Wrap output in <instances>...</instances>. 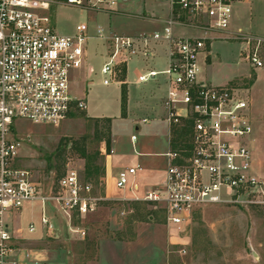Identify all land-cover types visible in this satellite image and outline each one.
Listing matches in <instances>:
<instances>
[{
  "label": "built area",
  "instance_id": "1",
  "mask_svg": "<svg viewBox=\"0 0 264 264\" xmlns=\"http://www.w3.org/2000/svg\"><path fill=\"white\" fill-rule=\"evenodd\" d=\"M128 1L65 0L61 4L114 12ZM163 1L167 16L152 31L124 34L99 26L91 34L87 24H79L72 33L63 34L52 22L53 1L0 0V264H25L17 256L18 236L13 227L25 204L41 205V224L54 235L47 210L63 214L70 223L87 217L98 204L114 200L97 195L94 184L76 168L65 170L44 189L20 165L21 142L16 137L17 121L58 126L75 110L87 109L85 98L72 94V85L76 72L87 67V43L92 38L104 45L105 58L99 69L103 85L124 84L130 60L149 62L164 52L166 67H148L140 71L137 81L165 76L164 120L171 142L174 128L189 126L187 137L164 153L167 168L161 184L141 198L117 201H142L161 208L171 233L178 237L187 232L202 207L237 203L264 208V178L253 173L249 145L253 118L246 93L228 83L212 84L200 75L201 65L211 54L210 43L215 38L211 34L242 40L245 59L254 69L264 66V36L229 30L234 6L246 0ZM141 169L137 165L120 170L116 188L135 191L137 186L130 178ZM126 213L133 209L120 212ZM73 226V232L84 238L86 230ZM36 229L31 222L28 232Z\"/></svg>",
  "mask_w": 264,
  "mask_h": 264
},
{
  "label": "rangeland",
  "instance_id": "2",
  "mask_svg": "<svg viewBox=\"0 0 264 264\" xmlns=\"http://www.w3.org/2000/svg\"><path fill=\"white\" fill-rule=\"evenodd\" d=\"M51 1L49 12L53 25L63 34L72 33L79 24H87L91 34L99 26L124 34L152 31L162 26L168 13L163 0H129L123 9L114 12L61 4L65 0ZM229 30L264 36V0L236 4ZM182 33L197 32L184 30ZM211 35L215 37L210 43L211 54L207 63L201 65L200 75L215 85L229 81V85L246 93L250 104L253 98L260 109L256 114V140L252 150L253 173L264 178V66L254 69L249 65L242 40L226 38L221 33ZM87 52V69L76 72L72 85V94L85 98L87 109L75 110L58 126L28 121L16 123V137L21 142L20 165L32 172L44 189L70 168L78 169L85 178V159L77 146L84 145L89 153H103L101 148L106 150L109 138L110 147L115 148V157L122 161L124 169L140 160L131 143L132 134L137 133L140 141L148 142L151 152L164 149V145L158 148L149 140L164 124L154 123L153 118L151 123L142 124L141 118L145 116L142 113L125 118L121 87L102 84L99 69L105 58L103 42L89 39ZM150 67L163 69L165 61L158 59ZM137 125L140 128L136 132ZM137 149L142 148L138 145ZM154 159L162 161L163 156ZM97 163L102 164V159ZM94 188L97 195H102L104 180L94 182ZM113 201L98 204L94 212L77 224L73 220L67 223L66 217L54 213L53 209L47 210L52 216L54 235L41 224V205L25 204L13 222L18 236L15 243L18 258L25 264H150L153 261L157 264H264V208L237 203L202 207L196 211L187 232L178 237L171 233L161 208L137 201L141 213L121 215L122 210L133 209L136 202ZM147 210H158V214L147 218ZM31 222L37 228L34 233L28 232ZM73 225L86 230L84 238L73 232ZM182 248L185 252H181Z\"/></svg>",
  "mask_w": 264,
  "mask_h": 264
},
{
  "label": "crops",
  "instance_id": "3",
  "mask_svg": "<svg viewBox=\"0 0 264 264\" xmlns=\"http://www.w3.org/2000/svg\"><path fill=\"white\" fill-rule=\"evenodd\" d=\"M158 59H163L166 65V58L164 52H160L159 56L149 62H144L140 59L130 60L127 69L123 75L125 83L118 86L121 87V90L124 86L127 91L126 116H124L125 118H128L129 116L132 117V114L135 113H142L145 115L143 118H141L142 124L151 123V118H153L154 123L164 124V127L159 132L155 133L154 135H151L149 139L154 142L158 148H162L164 145V149L161 151L158 150L151 152L148 150V142L140 141V136L137 133L131 135L130 139L133 147L135 148L134 152L140 158V160L136 163V165L131 164L127 167L137 165H140L142 167L141 170H138L137 173L130 178L131 184L137 186V189L135 191H130L128 190V188L125 190H119L116 188L115 178L117 176V173L120 170L124 169V166L122 161L115 157L114 147H112V153H105V174L101 177V179L104 180L105 184V188L102 192V195L106 196L107 198L114 200H119L122 197L130 199L136 197L141 198L145 195L148 190L159 186L164 179L167 168V158L165 157L164 153H166L173 146V143L171 142V137L169 135V127L164 120V99L167 92L166 79L165 76L161 75L146 82L140 83L137 81V75L140 73V71H144L148 67L154 65L158 61ZM205 79L213 83L212 80L208 77H206ZM228 82L229 81L225 82L224 84ZM251 105L253 131L250 136L249 144L251 146V149L253 150L254 142L256 140V114L260 112V109L255 106L253 98ZM143 119H147V121L144 122ZM139 128V125L135 126L136 132L139 131ZM133 136H136L135 141L132 140ZM138 145H140V148H142L141 151L137 149ZM101 150L102 152L106 151L103 147L101 148ZM159 155L163 156L162 161L154 159V157H158ZM150 264L157 263L153 261L150 262Z\"/></svg>",
  "mask_w": 264,
  "mask_h": 264
},
{
  "label": "trees",
  "instance_id": "4",
  "mask_svg": "<svg viewBox=\"0 0 264 264\" xmlns=\"http://www.w3.org/2000/svg\"><path fill=\"white\" fill-rule=\"evenodd\" d=\"M252 83H253V81H252ZM126 103H127V91H126V88L123 86L122 87V91H121V109H122V115L123 116L126 115ZM188 131H189V126L188 125H186L182 129L174 128V136H173V142H172L173 146L176 145L175 143L179 139H181V140L185 139L187 137ZM106 143H107L106 144V150H107L106 153L110 154L112 148L110 147V143L111 142H110L109 138H108ZM77 147H78L80 156L83 159H85V169H84L85 170V179L87 181L92 182L93 184H94V182H98L99 179L102 176H104V174H105V162H104L103 154L101 152L89 153L87 151V148L84 145H82L80 147L77 146ZM99 159H102V161H103L102 164H98L97 163V161ZM138 204H140V202L133 203V205H134L133 214L134 215L138 214V213H141L140 212L141 207L138 206ZM143 204H146V202L143 203ZM147 204H149V203H147ZM143 209H145V208L143 207ZM157 211L147 210V211H145V214H146L147 218H149L150 216H152L154 218L155 215L158 214ZM79 221H80L79 219H75L74 223L77 224Z\"/></svg>",
  "mask_w": 264,
  "mask_h": 264
},
{
  "label": "water",
  "instance_id": "5",
  "mask_svg": "<svg viewBox=\"0 0 264 264\" xmlns=\"http://www.w3.org/2000/svg\"><path fill=\"white\" fill-rule=\"evenodd\" d=\"M254 254H256L254 251H253Z\"/></svg>",
  "mask_w": 264,
  "mask_h": 264
}]
</instances>
